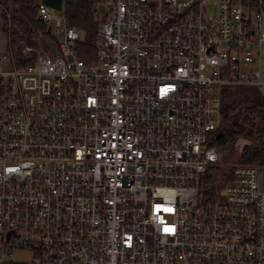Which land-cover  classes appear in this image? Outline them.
<instances>
[{"label":"built area","instance_id":"1","mask_svg":"<svg viewBox=\"0 0 264 264\" xmlns=\"http://www.w3.org/2000/svg\"><path fill=\"white\" fill-rule=\"evenodd\" d=\"M262 2L107 0L92 63L39 2L52 46L0 57V264H264L256 167L205 183L225 89L264 90Z\"/></svg>","mask_w":264,"mask_h":264},{"label":"trees","instance_id":"2","mask_svg":"<svg viewBox=\"0 0 264 264\" xmlns=\"http://www.w3.org/2000/svg\"><path fill=\"white\" fill-rule=\"evenodd\" d=\"M39 2L40 0H0L8 32V50L19 65L23 64L24 56L21 52L23 47L42 46L47 49L46 45L43 43L40 45L36 41L37 33L42 34L47 40L52 38L49 27L37 18ZM94 3L92 0H63L64 17L68 25L82 33V40L77 45L76 53L78 59L85 63H92L95 56L93 43L99 22L93 18ZM252 7L257 11L264 8V0L262 5L253 3ZM239 107H244L247 116L258 123L259 129L254 134L253 146L246 148L238 164L264 167V90L225 89L221 100V120L217 130L211 134V145L223 149L232 146L238 137L245 134V127L233 120ZM255 147L257 151L253 152ZM226 174L224 173V176ZM214 182L215 179L208 174L205 183L209 187L206 194L210 196L220 189L219 187L216 190Z\"/></svg>","mask_w":264,"mask_h":264},{"label":"rangeland","instance_id":"3","mask_svg":"<svg viewBox=\"0 0 264 264\" xmlns=\"http://www.w3.org/2000/svg\"><path fill=\"white\" fill-rule=\"evenodd\" d=\"M94 6H98L100 14L106 13V1L107 0H95ZM1 19H2V31H3V41L0 43V47L2 48V51L0 52V57L5 56L7 58V61L5 63L3 62L4 66H1L4 69L8 68V32H7V26L5 24V16L3 12L1 13ZM263 21H264V14H263ZM36 41L41 45L42 43L47 46V49L52 46L51 39H46L42 36V34L37 33ZM42 49H45L42 46H39ZM262 61L264 62V45L262 48L261 53ZM262 62V64H264ZM262 74H264V68L262 69ZM249 89V88H248ZM253 90V89H252ZM234 122L237 124H240L241 126L245 127L246 132L244 135L238 137L235 142L232 144V146H226L222 150V161L220 167H218V170L214 173H212L213 179L217 180L220 177L224 179V173L230 169L233 165H238V160L240 159L241 155L244 154L247 147L253 146V137L255 132L259 129V125L256 121L251 120L247 114L244 111V107H239L234 115ZM256 167V175H257V183L260 190L264 192V167L255 166ZM14 259L16 261H25L28 262L31 260L30 253H20L17 252L14 255Z\"/></svg>","mask_w":264,"mask_h":264},{"label":"water","instance_id":"4","mask_svg":"<svg viewBox=\"0 0 264 264\" xmlns=\"http://www.w3.org/2000/svg\"><path fill=\"white\" fill-rule=\"evenodd\" d=\"M40 2L51 9L60 11L62 8L63 0H40ZM257 151V147L253 148V152Z\"/></svg>","mask_w":264,"mask_h":264},{"label":"crops","instance_id":"5","mask_svg":"<svg viewBox=\"0 0 264 264\" xmlns=\"http://www.w3.org/2000/svg\"><path fill=\"white\" fill-rule=\"evenodd\" d=\"M1 13H2V9H1V7H0V15H1ZM264 14V13H263ZM2 19H1V16H0V43H2V41H3V31H2ZM2 51V48L0 47V52ZM264 63V62H263Z\"/></svg>","mask_w":264,"mask_h":264}]
</instances>
